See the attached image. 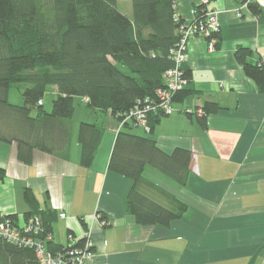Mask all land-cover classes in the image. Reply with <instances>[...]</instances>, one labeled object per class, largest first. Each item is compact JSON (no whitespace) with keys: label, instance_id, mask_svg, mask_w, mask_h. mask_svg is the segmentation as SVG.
<instances>
[{"label":"crops","instance_id":"1","mask_svg":"<svg viewBox=\"0 0 264 264\" xmlns=\"http://www.w3.org/2000/svg\"><path fill=\"white\" fill-rule=\"evenodd\" d=\"M204 1L178 0V17L192 21L194 7ZM254 2L258 15L236 0L207 2L220 23L219 47L209 52L204 39L192 38L183 66L191 94L177 96L170 116L148 115V125L158 120L150 137L164 153L179 148L192 154L185 187L146 168L156 185L187 204L180 220L142 226L126 212L131 181L108 170L119 129L109 113L97 114L104 132L89 168L80 164L74 124L64 157L34 151L24 164L15 144L0 143V216L23 223L30 211L23 192L31 190L38 210L52 215L53 244L77 245L85 231L91 234L93 256L83 264H264V93L234 58L239 47L248 48L247 62L264 65V0ZM186 108L205 110V125L182 112Z\"/></svg>","mask_w":264,"mask_h":264},{"label":"trees","instance_id":"2","mask_svg":"<svg viewBox=\"0 0 264 264\" xmlns=\"http://www.w3.org/2000/svg\"><path fill=\"white\" fill-rule=\"evenodd\" d=\"M177 2L130 0L129 18L118 10V0H0V143L15 144L17 158L24 164L31 162L34 151L66 156L73 131L74 99H81L87 110L96 114L94 121L80 122L77 134L80 164L89 168L104 132L97 114L109 113L119 129L108 170L131 181L124 207L142 226L169 227L187 210V204L173 191L156 185L146 168L185 187L191 152L177 148L164 153L150 137L158 120L149 125L147 135L136 134L138 128L131 122L119 126L136 105L145 99L155 102L165 73L174 66L170 51L188 23L178 17ZM206 4L194 7L191 22L204 18ZM248 9L254 15L260 12L255 2L249 3ZM215 38L219 47V35ZM250 56L248 48L239 47L234 53L245 76L264 93V65L248 63ZM183 77L189 85L190 73L184 70ZM12 87L20 92L23 104L8 102ZM48 87L56 93L51 112H45L42 103ZM188 94L191 91L185 88L173 101ZM202 112L197 117L205 125L207 113ZM4 177L0 168V182ZM23 199L30 209L23 215V223L19 224L15 215L0 216V222L8 219L20 229L37 217L40 233L28 237L43 240L51 253L62 251V246L46 240L51 238L52 215L38 210L31 190H24ZM99 218L106 225L103 217ZM0 264L38 262L33 249L0 239Z\"/></svg>","mask_w":264,"mask_h":264},{"label":"built area","instance_id":"3","mask_svg":"<svg viewBox=\"0 0 264 264\" xmlns=\"http://www.w3.org/2000/svg\"><path fill=\"white\" fill-rule=\"evenodd\" d=\"M205 0L203 3H207ZM254 0H246L243 7L247 8L249 3ZM194 14V10L192 11ZM220 33V23L217 18V12L207 10L204 18L201 21L189 22L180 31V37L173 49L170 51L171 60L174 66L165 73L164 86L156 91V99L154 103H150L145 99L141 104L136 105L129 110L125 115L120 127L124 122H131L134 127H137L143 134L147 135L150 132L148 125V115L152 112H159L164 116H170L173 113V97L178 92L184 90L188 86V80L183 77L184 68L188 59V44L192 38L200 37L206 41L207 50L213 52L216 50L217 39L215 36ZM187 115L202 116V109L186 108L183 111ZM60 218H65L64 213L59 215ZM98 218V216H96ZM102 225L105 223L101 222ZM40 233V223L37 217H32L28 224L23 225L20 229L12 226L8 219L0 222V239L6 240L15 245L28 247L34 250L35 258L38 264H83L86 260L93 256L92 248H94L91 240V234L85 231L82 237V246L68 245L62 248V251L51 253L46 249L43 240L28 237L29 235H38ZM47 237L46 240H50ZM69 241L72 240V235H68Z\"/></svg>","mask_w":264,"mask_h":264},{"label":"rangeland","instance_id":"4","mask_svg":"<svg viewBox=\"0 0 264 264\" xmlns=\"http://www.w3.org/2000/svg\"><path fill=\"white\" fill-rule=\"evenodd\" d=\"M117 8L125 16H128L129 18L132 17L130 0H118ZM53 89H54L53 87H48L43 98H42L43 110L45 112H51L52 101L56 97L55 90H53ZM8 102L10 104H14V105L23 104V99L21 97V94L16 87H12L9 90ZM74 109L75 110H74V115H73L72 120H73V124L75 126V130L77 131V134H78V127H79L80 122L94 121L95 116L92 115V117H91L92 119L89 118V116H91L92 112L87 110L85 103L81 99H74ZM137 132H140L141 134H143L142 131L139 129H137Z\"/></svg>","mask_w":264,"mask_h":264},{"label":"bare ground","instance_id":"5","mask_svg":"<svg viewBox=\"0 0 264 264\" xmlns=\"http://www.w3.org/2000/svg\"><path fill=\"white\" fill-rule=\"evenodd\" d=\"M189 23V22H188Z\"/></svg>","mask_w":264,"mask_h":264}]
</instances>
